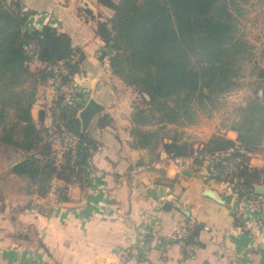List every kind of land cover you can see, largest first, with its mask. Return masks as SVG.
<instances>
[{"label": "crops", "instance_id": "crops-1", "mask_svg": "<svg viewBox=\"0 0 264 264\" xmlns=\"http://www.w3.org/2000/svg\"><path fill=\"white\" fill-rule=\"evenodd\" d=\"M17 1L24 10L35 12L26 30L49 23L68 33L80 48L81 71L71 80L78 93L75 106L84 101L79 112L93 97L107 106L103 114L108 121L116 123L110 130L96 129L103 145L93 153V169L82 181L56 179L45 196L27 188L17 203L4 197L0 188V264H264V219H258L259 211L249 210L248 196L227 190L183 160L197 147L210 151L205 143L217 133L192 142L193 150L184 156L170 154L164 145L134 144L133 120L120 118L119 113L120 105L128 107L115 82L122 79L102 55L96 21L82 7L104 13L110 9L98 0ZM41 64L32 60L29 66L36 70ZM49 85L54 86L51 81L39 85L31 109L38 128L50 126L45 103L39 101L41 87L55 90ZM37 106L40 112L35 114ZM218 134L239 142L233 128ZM247 148L256 172L247 187L263 196L264 137L256 148ZM208 189L219 199L208 196ZM167 203L170 207H165ZM239 208L248 224L235 216ZM191 222L196 231L192 240L173 236L178 227Z\"/></svg>", "mask_w": 264, "mask_h": 264}, {"label": "trees", "instance_id": "trees-1", "mask_svg": "<svg viewBox=\"0 0 264 264\" xmlns=\"http://www.w3.org/2000/svg\"><path fill=\"white\" fill-rule=\"evenodd\" d=\"M143 1L98 0L112 11L110 15L82 8L96 21L102 55L108 56L111 69L140 94L145 105H138L133 114L134 144L164 145L170 154L184 156L193 150L192 143L176 138L169 141L158 131L144 128L152 118H157L160 125L179 117L191 121L197 110L194 106H215L220 94L238 84L244 60L251 55L250 44L239 27L243 3L248 0H156L153 9H145ZM34 14L17 0H0V140L22 153L11 172L29 180L30 192L45 196L54 178L71 183L91 172L92 155L103 145L95 131L98 127L99 131L110 130L113 124L103 111L83 133L78 106L64 105L65 96L58 95L53 100L57 131L72 130L79 140L75 162L56 165L42 133L48 128L37 127L31 109L39 85L49 81L59 86L70 83L81 71L84 56L68 33L49 23L26 30ZM29 46L42 63L36 70L29 66L34 60ZM56 65L67 67L68 73L55 71ZM259 76L264 77L263 68H259ZM263 84L240 107L241 117L231 126L238 132L239 142L253 149L264 137ZM234 144L220 134L205 143L210 151ZM253 173H245L246 186L251 184ZM195 235L193 230L186 241Z\"/></svg>", "mask_w": 264, "mask_h": 264}, {"label": "rangeland", "instance_id": "rangeland-1", "mask_svg": "<svg viewBox=\"0 0 264 264\" xmlns=\"http://www.w3.org/2000/svg\"><path fill=\"white\" fill-rule=\"evenodd\" d=\"M142 4L145 9H153L157 6L156 0H144ZM243 5L244 11L243 16L240 17L241 22L239 27L243 35L242 37L247 39L250 44L251 55H248L244 60V66L237 79L238 84L233 90H228L222 95L220 94L217 105L214 106L212 103H208L205 107L199 105L194 106L197 110H195V117L191 121L184 117H179L176 121L165 122L161 124L163 125L161 126L157 124V118H152L151 123L147 124L145 128L143 127L145 130L158 131L166 138L168 136L170 138H179L182 141L199 143L200 140L206 139L214 133H225L226 129H229V127L231 128L234 122L241 117L240 107L245 106L251 96H253L255 88L261 83H264L262 82L264 81V77L262 78L259 76V68L264 69V0H248V2L243 3ZM111 13L112 12L109 10L108 15ZM29 48L32 47L29 46ZM107 58L108 56H105L106 60ZM109 80L114 82L113 77H110ZM119 80H115L116 83H119L117 84L118 88H116L119 93L122 94L123 99L121 102L126 103L128 106L126 110L125 107L120 105V118L126 115L128 118L131 117L129 119L132 121L134 111L137 109L138 105L139 107L145 105L143 104L140 94L133 87L125 86L122 84V80ZM49 86L54 87L55 90L49 91L47 90L48 87L45 88L43 86L40 89L39 96V101L42 104L45 103L48 116L47 125H50L48 126L47 132L43 130V136L50 131H57V116L54 114L55 108L57 107L53 105L54 94H62L65 96L66 100L63 102L64 105L75 106L74 103H76L73 99L77 92L75 86L72 85L71 82L60 86ZM83 104L84 101L78 107L79 110ZM35 109V114H38V112H40L38 106ZM110 121L116 123V119ZM161 127H163V129ZM21 158L22 154L20 151L8 142L0 140V188L3 190L4 197H10V201H13V203H17L24 199V192L27 188H30V183L27 178H12L11 176L12 165Z\"/></svg>", "mask_w": 264, "mask_h": 264}, {"label": "built area", "instance_id": "built-area-1", "mask_svg": "<svg viewBox=\"0 0 264 264\" xmlns=\"http://www.w3.org/2000/svg\"><path fill=\"white\" fill-rule=\"evenodd\" d=\"M27 49L34 54V60L40 62L37 54L33 52V48L27 47ZM55 71L68 73V68L56 65ZM43 137L44 142L50 144L52 157L58 167L65 165L69 160L75 162L79 140L77 133L63 129L61 131H50ZM199 148L195 149L192 156L183 159L185 163L191 162L193 167L199 169L204 177L215 181L227 190L247 195L249 210L259 211L258 219H264V195L257 194L256 191L250 190L245 185L246 174L254 172V166L247 159L250 154L249 149L240 142H235L233 146L219 151L210 152ZM55 181L56 178L53 179L52 185ZM235 216L244 224H248L240 208L235 210ZM193 230L194 224L191 222L178 227L173 236L185 240Z\"/></svg>", "mask_w": 264, "mask_h": 264}, {"label": "water", "instance_id": "water-1", "mask_svg": "<svg viewBox=\"0 0 264 264\" xmlns=\"http://www.w3.org/2000/svg\"><path fill=\"white\" fill-rule=\"evenodd\" d=\"M106 108L107 106L105 104L97 101L93 97L88 100L86 105L79 112V118L82 123L83 133L87 132L96 115L106 110ZM206 194L212 198L219 199V195L217 194V192L213 191L212 189L206 190ZM165 207H170V204L167 203Z\"/></svg>", "mask_w": 264, "mask_h": 264}]
</instances>
